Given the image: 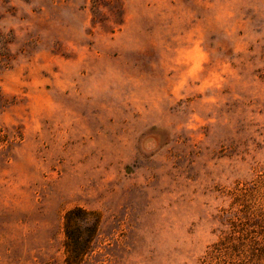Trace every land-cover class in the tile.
Listing matches in <instances>:
<instances>
[{
    "label": "rangeland",
    "instance_id": "374dc122",
    "mask_svg": "<svg viewBox=\"0 0 264 264\" xmlns=\"http://www.w3.org/2000/svg\"><path fill=\"white\" fill-rule=\"evenodd\" d=\"M244 184L264 211V0H0V264H64L75 206L80 264H203Z\"/></svg>",
    "mask_w": 264,
    "mask_h": 264
},
{
    "label": "trees",
    "instance_id": "16d2710c",
    "mask_svg": "<svg viewBox=\"0 0 264 264\" xmlns=\"http://www.w3.org/2000/svg\"><path fill=\"white\" fill-rule=\"evenodd\" d=\"M260 175L254 180L259 182ZM253 188L236 186L230 207L223 212L225 228L204 255L203 264H264V211L246 200ZM100 224L96 211L75 206L63 216L64 264H80L91 249Z\"/></svg>",
    "mask_w": 264,
    "mask_h": 264
}]
</instances>
